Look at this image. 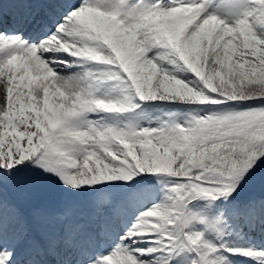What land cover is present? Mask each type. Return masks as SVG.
Segmentation results:
<instances>
[{
	"label": "snow or ice",
	"instance_id": "1",
	"mask_svg": "<svg viewBox=\"0 0 264 264\" xmlns=\"http://www.w3.org/2000/svg\"><path fill=\"white\" fill-rule=\"evenodd\" d=\"M0 264H264V0H0Z\"/></svg>",
	"mask_w": 264,
	"mask_h": 264
}]
</instances>
